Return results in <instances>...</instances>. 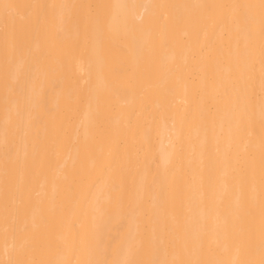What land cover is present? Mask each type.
Instances as JSON below:
<instances>
[{
	"label": "bare ground",
	"instance_id": "obj_1",
	"mask_svg": "<svg viewBox=\"0 0 264 264\" xmlns=\"http://www.w3.org/2000/svg\"><path fill=\"white\" fill-rule=\"evenodd\" d=\"M260 4L0 0V264H264Z\"/></svg>",
	"mask_w": 264,
	"mask_h": 264
},
{
	"label": "snow or ice",
	"instance_id": "obj_2",
	"mask_svg": "<svg viewBox=\"0 0 264 264\" xmlns=\"http://www.w3.org/2000/svg\"><path fill=\"white\" fill-rule=\"evenodd\" d=\"M2 6L5 8L6 11L16 7L15 5H12V4H3ZM260 7L262 10V14H264V0H261ZM85 264H100V262L87 261V262H85ZM152 264H168V262H166V261H163V262L162 261H155V262H152Z\"/></svg>",
	"mask_w": 264,
	"mask_h": 264
}]
</instances>
